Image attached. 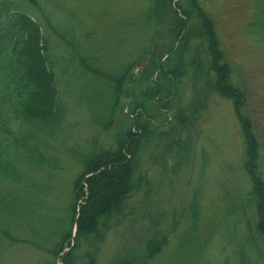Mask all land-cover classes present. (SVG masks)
<instances>
[{
    "label": "rangeland",
    "instance_id": "rangeland-1",
    "mask_svg": "<svg viewBox=\"0 0 264 264\" xmlns=\"http://www.w3.org/2000/svg\"><path fill=\"white\" fill-rule=\"evenodd\" d=\"M19 1L35 19H41V11L49 13L66 32L77 35L82 52L75 54L72 63L68 51L53 39L54 59L58 65L65 61L68 66L65 74L55 71L67 112L62 128L49 135L34 128H12L27 145H39L42 153L54 160L55 166H24L31 181L5 188L4 193L19 197L21 205L29 199L42 201L41 208L36 205L40 221L33 224L41 235L33 237L26 232L28 219L15 222L10 219L8 226L3 225L4 229L10 231L14 239L32 243L8 242L0 236V264H35L45 259L46 253L33 245L48 248L53 231L66 229L64 220L70 205L71 183L83 166L80 155L93 148L112 146L116 128L136 116V113L129 114V107L124 104L134 99L144 100L148 111L157 114V137L144 146L142 152L141 172L150 184L138 187L126 202L127 208L115 217L99 246L97 264H108L118 257L137 258L143 251V242L153 236L161 237L166 243L148 264H234L242 250L249 255L251 263L264 264V239L255 228L254 206L248 196L250 181L242 166L240 122L232 102L213 93L200 71L197 77L181 78L178 87L182 100L179 92L174 91L168 100L170 109L157 112L154 106L159 100L153 105L152 100L142 98L147 94L146 87L152 86L155 69L135 68L132 71L134 83L122 84L123 98L112 120L111 109L115 102L110 77L118 78L144 54L145 48L149 61L166 56L172 45L176 48L177 43L170 33L175 17L169 12L163 13L155 28L147 9L152 0ZM200 2L204 4V14L213 23L220 50L229 66L231 84L239 87L244 96L242 112L253 121L264 181V41L260 38L257 17L253 19L254 0ZM263 3L262 0L259 9ZM258 16L260 20L259 13ZM80 56L88 69L98 70V75L80 66ZM199 57V61L207 63L205 52H200ZM179 109L181 118L176 123L174 115ZM6 113L7 110H0V114ZM166 118L171 121L166 123ZM105 123L107 129L102 128ZM118 163L93 185L99 195L108 190L106 196H112V191L120 187L121 182L116 187L110 183L118 180L115 171ZM31 182L51 186L54 190L46 187L39 192H28L25 186ZM195 193H199L198 223L190 231L189 207ZM100 204L102 201H94L93 205ZM247 218L250 230L245 225ZM74 232L75 226L72 234ZM246 234L252 235V244L247 243Z\"/></svg>",
    "mask_w": 264,
    "mask_h": 264
},
{
    "label": "trees",
    "instance_id": "trees-1",
    "mask_svg": "<svg viewBox=\"0 0 264 264\" xmlns=\"http://www.w3.org/2000/svg\"><path fill=\"white\" fill-rule=\"evenodd\" d=\"M29 2L35 3V0ZM261 2L262 0H258V6ZM147 9L148 17L154 25L163 13L169 12L175 17L171 28L173 32L170 33L177 45L176 48L173 45L168 48V56L161 65L159 60L162 55L153 61L150 60L147 68L155 69L152 76L155 73L156 75L151 79L152 86H147L144 90L147 94L142 98L152 100L153 105L159 100L154 108L157 112L159 109L167 111L170 109L168 100L174 91L179 92L178 97L182 100L178 87L181 78L197 77V72L200 71L213 93L232 102L240 122L243 141L242 166L250 181L251 191L248 196L249 202L254 206L255 228L257 234L264 239V182L259 166V142L253 132L251 120L242 113L244 96L239 87L231 84L229 66L220 50L212 21L204 14L200 0H152ZM258 13L260 20L257 14L256 24L260 27V38L264 41V3L258 8ZM40 18L35 19L27 13L19 0H0V110H7L6 115L0 114V236L8 242L22 244L32 242L21 238L14 239L3 225L8 226L10 219L14 222L16 219H28L26 232L33 237L40 236L41 233L33 224L37 220L40 221L36 205L41 208L42 201L29 199L24 200L21 205L19 197L4 193L5 188H9L10 184L19 186L31 181L24 166L50 168L55 166V162L42 153L39 145H27L12 128H34L45 135L53 134L62 128L67 112L59 94L55 71L60 70L61 74H65L68 66L65 61L58 62V65L54 59L56 45L53 46V39L68 51L72 63L76 59L75 54L82 52V43L76 39L77 35L66 32L64 26L49 13L41 11ZM192 52H195V56L190 55ZM200 52L207 54V71L204 70L205 64L199 61ZM144 54L142 53L143 56ZM142 55L140 59L143 58ZM137 62L128 65L118 78L110 77L113 79L115 102L114 108L111 109L112 120L115 108L123 98L122 84L134 83L130 71ZM79 64L87 69L86 71L98 75V70L88 69L82 56L79 57ZM137 101L134 99L124 103L129 107V114L136 113V116L116 128L111 147L93 148L80 155L83 166L71 183L70 205L65 211L64 220L66 229L53 231L54 235L49 236L52 240H48V248L33 245L46 253L45 259L35 264H97L99 246L104 242L115 217L127 208L126 202L138 187L142 184L149 186L150 181L141 172L142 152L144 146L157 137V114L148 111L144 100ZM118 105L120 106V103ZM181 113L179 109L178 115H174L176 123L181 118ZM168 121L171 120L166 118L165 122ZM102 128L107 129L106 123L102 124ZM114 163L119 164L115 169L118 180L113 179L110 183L116 187L121 182L120 187L116 192L112 191V196H106L108 190L101 187L105 192L99 195L93 185L103 179L105 171ZM46 187L54 190L51 186ZM46 187L42 183L31 182L25 189L28 192H39ZM198 195L199 193L193 195L189 207L190 231L198 223ZM94 201H102V204L95 206ZM238 218L240 219V216ZM245 223L250 230L249 218ZM45 224L48 225L49 221ZM73 226L76 228L74 235ZM245 238L248 244L254 241L251 234H246ZM165 243L166 240L161 237L147 238L143 242V251L137 258L118 257L108 264H148L162 251ZM248 256L244 250L240 251L234 264H258L251 263ZM257 257L259 258V255Z\"/></svg>",
    "mask_w": 264,
    "mask_h": 264
}]
</instances>
